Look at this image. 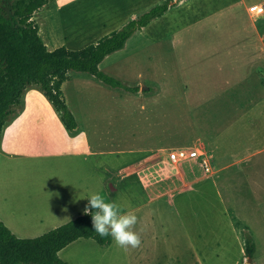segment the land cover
<instances>
[{"label": "rangeland", "instance_id": "374dc122", "mask_svg": "<svg viewBox=\"0 0 264 264\" xmlns=\"http://www.w3.org/2000/svg\"><path fill=\"white\" fill-rule=\"evenodd\" d=\"M114 2L76 0L59 10L52 5L44 6L33 14V19L47 48L80 49L129 21L117 13L108 16ZM0 8L7 9L6 0H0ZM251 19L250 30L236 24L196 26L182 31L180 22L162 20L149 28L148 36L136 31L122 49L107 55L99 68L128 86H138L137 92L109 86L88 73L68 72L61 89L68 108L84 130L83 137L112 152L100 155L98 162L97 193L106 201L116 202L124 211L140 204L142 190L137 174L142 168L163 163L174 166L185 163L184 170L192 164L201 168L195 157L173 163L167 155L170 149L187 146L205 151L200 142L207 133L208 123L204 122L201 111L197 112L187 102L190 75L184 70L205 67V59L211 58L212 51L218 54L233 51L232 47L238 43L235 40L251 34L259 49V55L251 61L254 71L251 76L254 74L264 86V17L251 15ZM177 29L183 35L189 31V39L175 43L170 32ZM165 31L168 33L164 34ZM220 36L224 37L223 42ZM179 46L187 48L186 51L181 52ZM27 98L50 103L35 84L23 95V99ZM94 125L99 138L92 129ZM208 180L193 184L190 192H177L171 205L161 199L144 209L133 210L138 217L136 230L142 239L138 248L125 251L113 239L108 245H99L91 238H79L61 249L59 257L67 264H177L186 262L189 249L203 255L207 252L204 243L211 238L230 240L233 226L223 216L222 206ZM154 232H162L167 240L155 243L151 239ZM213 246H216L213 251L219 254L218 262L229 264L238 253V246L230 241Z\"/></svg>", "mask_w": 264, "mask_h": 264}, {"label": "crops", "instance_id": "0c3cea01", "mask_svg": "<svg viewBox=\"0 0 264 264\" xmlns=\"http://www.w3.org/2000/svg\"><path fill=\"white\" fill-rule=\"evenodd\" d=\"M72 1L76 0H52L46 6L59 10ZM161 1L115 0L108 16L117 13L130 20ZM172 1L174 6L142 28L146 36L149 28L162 20L180 22L182 31L196 26L236 24L250 30L248 6L261 0ZM188 32L183 35L177 29L170 36L176 43L189 39ZM220 38L223 42L224 37ZM235 41L238 43L233 51H212L211 58L205 59V67L184 70L190 75L187 102L201 111L208 123L200 143L210 156L211 170L205 172L194 164L184 170L185 163L142 168L137 174L142 190L140 204L127 210H141L161 199L171 205L177 192H190L193 184L209 179L207 184L216 192L223 216L233 225L230 240L211 238L204 243L206 253L189 249L186 262L177 264H226L216 261L219 254L213 251V245L228 241L238 246L229 264L245 263L248 256L240 229L249 232L254 241L251 264H264V86L254 74L251 76V61L259 55L256 40L246 34ZM180 46V51L185 52L187 48ZM30 85L24 89L17 112L4 126L0 138V220L18 237L38 236L83 213L88 203L86 196L98 190L99 156L112 153L84 138L76 118V129L69 131L51 103L23 99ZM92 129L99 138L97 126ZM151 239L155 243L167 240L162 232H154Z\"/></svg>", "mask_w": 264, "mask_h": 264}, {"label": "trees", "instance_id": "16d2710c", "mask_svg": "<svg viewBox=\"0 0 264 264\" xmlns=\"http://www.w3.org/2000/svg\"><path fill=\"white\" fill-rule=\"evenodd\" d=\"M51 1L6 0L7 9L0 8V138L24 89L30 84L37 85L64 127L75 130L76 119L61 89L70 70L91 74L112 87L137 92L138 86H128L104 73L99 64L107 55L122 49L136 31H141L175 5L172 0H162L80 49L59 46L49 50L38 34L33 14ZM241 237L245 256L252 257L255 248L252 236L242 231ZM79 238H91L99 245H108L112 239L96 234L91 217L84 213L34 237H18L0 220V264H67L58 252Z\"/></svg>", "mask_w": 264, "mask_h": 264}, {"label": "clouds", "instance_id": "9594fccd", "mask_svg": "<svg viewBox=\"0 0 264 264\" xmlns=\"http://www.w3.org/2000/svg\"><path fill=\"white\" fill-rule=\"evenodd\" d=\"M86 198L88 203L83 213L91 217L96 234L101 238L110 236L125 251L140 246V233L136 230L138 217L134 212L124 211L116 202L106 201L99 193H92Z\"/></svg>", "mask_w": 264, "mask_h": 264}, {"label": "built area", "instance_id": "2783aa9c", "mask_svg": "<svg viewBox=\"0 0 264 264\" xmlns=\"http://www.w3.org/2000/svg\"><path fill=\"white\" fill-rule=\"evenodd\" d=\"M250 15L254 18L264 17V1L255 2L248 6ZM168 159L173 163H178L186 158L195 157L202 170L209 172L211 170V160L208 153L199 147L187 146L173 148L167 151Z\"/></svg>", "mask_w": 264, "mask_h": 264}, {"label": "water", "instance_id": "95a60500", "mask_svg": "<svg viewBox=\"0 0 264 264\" xmlns=\"http://www.w3.org/2000/svg\"><path fill=\"white\" fill-rule=\"evenodd\" d=\"M142 90L143 89H145V87L144 86H142V88H141ZM251 262V257H247V259H246V261H245V263H250Z\"/></svg>", "mask_w": 264, "mask_h": 264}]
</instances>
